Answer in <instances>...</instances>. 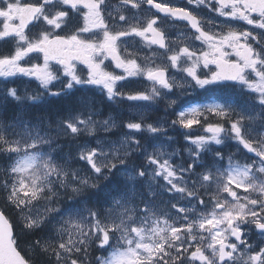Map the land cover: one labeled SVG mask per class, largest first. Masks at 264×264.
Returning a JSON list of instances; mask_svg holds the SVG:
<instances>
[{
  "label": "snow or ice",
  "instance_id": "6c2138e0",
  "mask_svg": "<svg viewBox=\"0 0 264 264\" xmlns=\"http://www.w3.org/2000/svg\"><path fill=\"white\" fill-rule=\"evenodd\" d=\"M187 5L0 0V264H264V242L251 239L264 237V0ZM161 16L185 25L177 40ZM124 38L140 47L122 48ZM19 77L42 91L22 96L10 79ZM137 79L150 88L124 90ZM95 89L108 102L167 100L175 119L118 124L71 102L24 107ZM177 90L202 99H168ZM119 127L127 131L110 139ZM101 129L94 146L65 156L61 138ZM229 140L243 162L225 155Z\"/></svg>",
  "mask_w": 264,
  "mask_h": 264
},
{
  "label": "rangeland",
  "instance_id": "374dc122",
  "mask_svg": "<svg viewBox=\"0 0 264 264\" xmlns=\"http://www.w3.org/2000/svg\"><path fill=\"white\" fill-rule=\"evenodd\" d=\"M175 40H177V39H174L173 41H175ZM177 78H179V74H178V73H177ZM56 86H57V85H56ZM148 88H150V84H149L147 81H144V80H142V79H140V80H138V79H137V80H132V81L126 82V83L124 84V90H125V91H128V90H131V91H142V90H146V89H148ZM22 96H23V95H22ZM168 99H178V103H185V101H187V100H189V99H190V100H199V99H202V97H196V98H195V96H193V97H191V98H186V97H183V98H182V97H179V96H178V93L176 92V93L173 94V96L169 97ZM183 99H184V101H183ZM116 101H119V102H120L119 105H118V108H119L120 110H122V114H125V113H126V114L131 115V116H129V119H130V120H127V121H125V122H128V121L138 122L139 119H137V118H135V117L138 116V118H140V117H141V114H142L143 117H144V116H145L144 113H146V111H147V109H148V106H149V104H147L146 102H130V101H127V100H119V99L116 100ZM116 101H113V102H112V104H113L114 107L117 106ZM164 101L167 103V100H164ZM124 103H126V107H125V108H123V104H124ZM151 105H152V104H151ZM127 108L129 109V112L126 111ZM169 117H170V118H169ZM106 118H107V117H106ZM113 118L116 120V122H117L118 124H120V123L122 122L120 119H117V118L114 117V116H113ZM167 118H169L170 121L167 120ZM102 119H105V118H97V120H102ZM172 119H175V115H174L173 112L171 111V112H169L168 116L160 117L158 120H156V121H152V122L161 121V122H163V123H165V124H170V122H171ZM201 130H202V129H201ZM126 131H127V130L124 129L123 127H119V128H117V129H113L110 133L107 134V136H108L110 139H112V140H119V139L121 138V136H122ZM112 133H117V134L112 135ZM84 134L87 135L90 139H92L94 143H90L89 140H82V141L80 142V144H83V143L87 142L88 144H90V145H92V146L95 145V142H96V139H97V138H103V137L105 136V133L103 132L102 129L99 130V131L96 133L95 136H89L87 133H84ZM200 134H203V132L200 133ZM137 135H138V134H137ZM253 135H255V133H253ZM61 139H63V138H61ZM141 143L144 144V142H142V141H141ZM71 144H72V143H71ZM71 144L66 143V147H68V146L71 145ZM227 144H228L229 146L223 148V151H224L225 155L227 156V154H229V153L236 154V155L238 156V158L241 160V162H243L244 159H245V157L240 156L239 153H237V146L235 145V142L229 140V141H227ZM239 147L241 148V151L246 152V150H243V149H242V146H239ZM67 150H68V148L66 149V151H67ZM76 150H77V148H76L75 150H73V152H72L73 155L75 154ZM148 150H149V151H152L153 149H149V148H148ZM248 155H251V154H248ZM65 156L67 157V153H66ZM184 158L187 159L186 154H185V157H184ZM141 159H143V157H141ZM177 162H178V158H177ZM161 183H162V181H161ZM237 191H241V192H242V190H239V189H238ZM253 230H254V229H253ZM251 239H252V241L255 242V243H262V242H264V237H259L260 240H258V241H255V240L253 239V237H251ZM257 250H258V249H257Z\"/></svg>",
  "mask_w": 264,
  "mask_h": 264
},
{
  "label": "trees",
  "instance_id": "16d2710c",
  "mask_svg": "<svg viewBox=\"0 0 264 264\" xmlns=\"http://www.w3.org/2000/svg\"><path fill=\"white\" fill-rule=\"evenodd\" d=\"M95 91V92H94ZM77 97H80L81 99L79 101H77ZM71 102L73 103V105L75 107H80V108H84L87 109L89 106L93 107L94 109H98L101 110V115L97 116L98 118L103 117L106 118L109 115H111L112 117H118V118H122L121 114H119V111L114 109V106L112 105V102H108L107 100H105L103 98V96L99 93L96 92V90H93L91 93V96L88 98L87 97H83L80 95L77 96H73L71 95L70 97H68L67 99L64 97H48L46 99L43 100V102L41 103V112L40 113H44V112H56L57 110H62L64 108V106L68 103ZM33 104H30L29 106H27V110L32 111V106ZM37 104L33 105L34 106V111L37 109ZM15 111V110H13ZM168 135L171 136L173 138V140L176 142L173 147H183L184 146V140L182 136H179L177 134L176 131L174 130H169ZM81 138H83V135L80 136ZM140 139L142 140V142H144V144H149V149H152L150 144V135L147 134V132H144L142 134L139 135ZM87 138V137H86ZM81 139L76 140V143H79ZM65 149L66 146H65ZM64 149V153L66 155V153L68 154V152L71 150L72 148H69L67 151ZM138 159H141V157H139ZM77 167L79 165H76ZM8 215L10 217H12L13 219H15V216L12 212H9Z\"/></svg>",
  "mask_w": 264,
  "mask_h": 264
},
{
  "label": "flooded vegetation",
  "instance_id": "af4514ba",
  "mask_svg": "<svg viewBox=\"0 0 264 264\" xmlns=\"http://www.w3.org/2000/svg\"><path fill=\"white\" fill-rule=\"evenodd\" d=\"M113 2L117 3L118 0H113ZM157 2H160V0H157ZM167 2L171 3L174 6L188 7L190 10H192V7H193L191 5H187V0H167ZM199 12L202 16H205V17L214 15L213 13L208 12L206 9H200ZM145 15H147V14H145ZM160 27H162L166 30V32L169 34L170 40H174V39H177L178 36L181 34V32L184 30L185 25L183 23H180V22L173 23V21H171L170 19L163 18L161 16ZM33 31H35V29H33ZM124 40L126 41V43L121 45L122 48L127 47L129 50H131L134 46L137 48L140 47L139 43L134 44V41L132 38H124ZM135 40L138 41L139 38H135ZM2 47L7 48L8 45H3ZM142 55H151V53L148 51V49H143ZM10 79L15 80V86L19 87L21 95H25L26 92L28 94H36L38 91H42V90L38 89L37 82L30 79V78L19 77V78H10ZM138 80H140V79H138ZM5 86H6L5 81L3 80V78H0V93H2ZM7 86L11 87L14 85L8 84ZM83 91L84 90L74 91V92H80L81 93ZM37 102H39V101H37ZM31 107H32L31 112H33V113H40L41 112L40 106H39L37 111H34L33 105ZM13 108H14L13 104H9L6 107L5 111L10 114L11 112H13V110H12Z\"/></svg>",
  "mask_w": 264,
  "mask_h": 264
}]
</instances>
